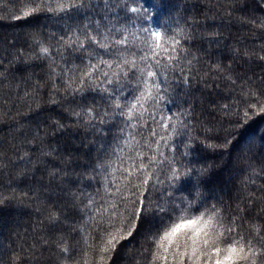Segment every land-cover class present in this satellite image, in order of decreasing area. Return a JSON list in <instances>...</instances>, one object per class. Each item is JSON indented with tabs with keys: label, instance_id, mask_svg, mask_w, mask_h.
I'll return each mask as SVG.
<instances>
[{
	"label": "snow or ice",
	"instance_id": "snow-or-ice-1",
	"mask_svg": "<svg viewBox=\"0 0 264 264\" xmlns=\"http://www.w3.org/2000/svg\"><path fill=\"white\" fill-rule=\"evenodd\" d=\"M226 2L214 14L193 3L175 27H150L137 23L151 20L147 0H0L7 13L0 21H65L59 34L31 32L23 45L0 38V83L19 74L16 88L30 86L17 98L36 125L31 138L20 132L12 157L0 155V175L8 169L10 179L35 182L42 173L29 191H0V205L47 194L36 209L43 211L38 239L21 244L8 264H39L45 253L49 264H116L130 246L131 264H264V182L248 178L233 203H209L200 185L213 165L185 163L198 146L229 142H212L219 137L209 135L206 108L230 125L264 117V15L246 14L247 0ZM224 27L246 32L255 46ZM213 91L228 102L212 99ZM88 93L101 102L89 103ZM45 104L59 114L41 119ZM118 123L119 143L109 152ZM57 134L62 147L50 141ZM74 134L83 135L79 148ZM85 147L97 155L81 165L74 153Z\"/></svg>",
	"mask_w": 264,
	"mask_h": 264
},
{
	"label": "trees",
	"instance_id": "trees-1",
	"mask_svg": "<svg viewBox=\"0 0 264 264\" xmlns=\"http://www.w3.org/2000/svg\"><path fill=\"white\" fill-rule=\"evenodd\" d=\"M147 2V10L151 14V20L147 23L139 20L137 23L150 27L164 26L169 23H172V26L175 27L173 23L175 18L183 14V9L191 7L193 3L213 7V14L217 6L221 9L228 6L226 0H147ZM240 2L243 3L244 0H240ZM258 2L259 0H247V3L251 7L246 10V14L255 15L256 17L264 15V7L259 9L256 7ZM240 14L237 13V15ZM0 15H7V13L0 10ZM120 15L123 17L124 13L121 12ZM221 15H223L222 10L220 15L216 16V23L218 25L221 23ZM209 22L211 23V21ZM64 23L65 21H60L51 16H41L28 22L0 21V38L5 41L16 39L19 44L23 45L25 43V36L28 33L40 31L48 34L52 31H57L59 34V29ZM130 23L131 21H129ZM222 31L225 35H228L229 31H231L233 37H243L248 40L249 46H255L252 44L250 35L246 34V32L237 34L234 29H229L228 27H224ZM256 44H259L258 39L256 40ZM215 58L213 57V59ZM37 71L40 70L38 69ZM21 79L22 77L19 74H15L14 80L10 78L9 81L0 83V155H4L5 157H12V146L21 139V131L31 138L36 127L35 123L29 120L28 115H26L28 113L27 103L17 98V92L22 96L25 90H30V86L24 83L19 84V89L16 88L17 82ZM199 95L200 93L198 92L197 96ZM220 95H227V91H221ZM205 96H207V93H205ZM93 99L97 103L101 102L97 94L88 93L87 101L91 103ZM212 99H216L218 103L228 102L227 100L220 101L215 91L212 93ZM47 100L48 97L46 95L43 96L42 103ZM45 107L49 110L44 111L41 119L59 114L58 110L52 111L51 106L45 104ZM161 107H165L163 103ZM167 108L177 111V108L173 105H167ZM209 111L211 109L206 108L203 113L205 120L210 122L209 126H214V131L209 133V135L219 137V139H214L212 142L225 145V138L229 142L226 146L217 149H206L198 146L186 159L185 163H189L190 166L195 168L213 165L208 174L203 178L204 183L200 185V192L203 197L211 198L209 199V203L219 200L225 204H230L240 194L242 183L246 179L255 180L256 187L264 182V174H254L259 172L260 167L264 165V117L257 116L247 123L237 126L228 124L227 120L220 116L219 113L209 116ZM197 114H201L199 107L197 108ZM20 120L25 121V123L23 125L16 123V121ZM121 126L118 123L115 127H112L107 137V143L110 145L109 152L119 143L118 140L113 139V136L119 135L118 129ZM82 140V134H74L72 144L76 148H79ZM50 141L53 147H62L65 143V138L57 134L55 137H50ZM85 153H88L87 157ZM74 155L77 156V162L84 165L91 164L95 160L97 152H89V149L85 147L80 148L79 153H74ZM17 163L20 162L17 161ZM20 166L23 167L22 163ZM78 170L83 171L82 168ZM7 173L8 169H5L4 174L0 175V191L6 196L13 190L17 194L29 191L30 188L35 187V184L40 181L42 175V173L37 172L35 182L32 180L20 182L10 179ZM44 182H47L46 178ZM195 182V179H192L182 183L192 184ZM248 187L249 189L253 187L250 182ZM88 190L92 191L93 189L89 188ZM40 197V200L37 202L29 203L25 201L21 203L16 200L0 205V260L3 261V264H8L10 255L14 250H18L21 244L30 245L34 242V237L38 239L37 234L41 232L40 221L43 219V211L37 212L36 209H44L47 203V194L41 190ZM132 251V246H130L129 249L125 250L123 257L117 260L116 264H131ZM48 256L49 254L45 253L39 264H49Z\"/></svg>",
	"mask_w": 264,
	"mask_h": 264
}]
</instances>
